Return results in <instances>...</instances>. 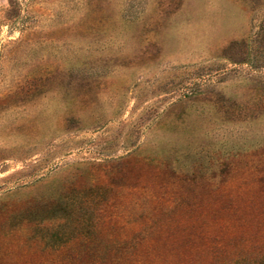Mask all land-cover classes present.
Instances as JSON below:
<instances>
[{"label": "rangeland", "instance_id": "1", "mask_svg": "<svg viewBox=\"0 0 264 264\" xmlns=\"http://www.w3.org/2000/svg\"><path fill=\"white\" fill-rule=\"evenodd\" d=\"M264 256V0H0V264Z\"/></svg>", "mask_w": 264, "mask_h": 264}, {"label": "trees", "instance_id": "2", "mask_svg": "<svg viewBox=\"0 0 264 264\" xmlns=\"http://www.w3.org/2000/svg\"><path fill=\"white\" fill-rule=\"evenodd\" d=\"M231 264H264V256H258L252 260L240 258L238 260L233 261Z\"/></svg>", "mask_w": 264, "mask_h": 264}]
</instances>
